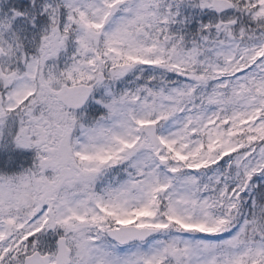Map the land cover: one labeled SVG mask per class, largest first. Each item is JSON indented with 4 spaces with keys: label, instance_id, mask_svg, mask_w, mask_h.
I'll use <instances>...</instances> for the list:
<instances>
[{
    "label": "snow or ice",
    "instance_id": "obj_1",
    "mask_svg": "<svg viewBox=\"0 0 264 264\" xmlns=\"http://www.w3.org/2000/svg\"><path fill=\"white\" fill-rule=\"evenodd\" d=\"M0 264H264V0H0Z\"/></svg>",
    "mask_w": 264,
    "mask_h": 264
}]
</instances>
